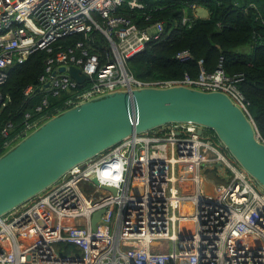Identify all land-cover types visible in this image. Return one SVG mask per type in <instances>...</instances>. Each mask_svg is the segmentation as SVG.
<instances>
[{"label": "built area", "instance_id": "2783aa9c", "mask_svg": "<svg viewBox=\"0 0 264 264\" xmlns=\"http://www.w3.org/2000/svg\"><path fill=\"white\" fill-rule=\"evenodd\" d=\"M125 4L145 8L141 0H0V86L16 65L45 51L44 72L37 86L24 89L27 98L47 82L50 87L40 91L47 95L79 88L68 73H54L74 65L89 76L84 82L89 84L70 107L110 92L181 84L221 91L252 118L251 101L239 86L243 76H229L223 65L214 72L202 68L195 78L155 82L130 73L128 59L163 39L166 24L142 28L121 14ZM187 5L200 16V5ZM93 29L109 41L106 60L91 51L87 40ZM75 33L83 39L60 43ZM176 58L187 62L194 55L185 49ZM5 104L0 90V109ZM48 105L44 97L38 111ZM41 121L27 123L24 135ZM170 125L124 138L1 216L0 264H264V186L215 133L193 122ZM11 128L8 122L3 134ZM103 208L94 229L93 216Z\"/></svg>", "mask_w": 264, "mask_h": 264}, {"label": "water", "instance_id": "95a60500", "mask_svg": "<svg viewBox=\"0 0 264 264\" xmlns=\"http://www.w3.org/2000/svg\"><path fill=\"white\" fill-rule=\"evenodd\" d=\"M83 84L81 68L61 65ZM47 82L36 88L50 87ZM193 122L211 129L229 153L264 186V138L254 119L221 91L185 85L147 86L110 92L50 117L0 156V217L57 182L72 167L124 138L171 123ZM201 133V132H200ZM93 183L99 185L94 178ZM117 192V189L102 186ZM104 208L93 216L96 229Z\"/></svg>", "mask_w": 264, "mask_h": 264}, {"label": "trees", "instance_id": "16d2710c", "mask_svg": "<svg viewBox=\"0 0 264 264\" xmlns=\"http://www.w3.org/2000/svg\"><path fill=\"white\" fill-rule=\"evenodd\" d=\"M144 9H132L123 5L119 11L129 16L140 27L162 21L166 24L163 39L147 43L146 49L127 61L128 70L145 82L174 80L186 74L198 77L202 68L214 72L223 65L229 76H243L239 83L251 101V116L264 138V0H141ZM188 3H197L208 11V16L195 15ZM161 6L162 9L155 10ZM151 15L149 19L147 17ZM186 16L191 20L184 24ZM84 35L75 33L61 40L66 46L73 45ZM91 51L108 58L110 44L106 37L93 29L87 40ZM189 49L194 59L182 62L176 54ZM45 51L32 54L24 63L16 65L9 73L0 90L7 97V104L0 109V156L7 150V144H15L23 138L27 123L44 121L70 107L69 102L89 83L78 89L62 90L58 94L47 95L45 91L27 98L24 89L28 85L37 86L45 69ZM204 59L203 65L199 63ZM44 97L49 105L38 111ZM30 115V116H28ZM8 122L13 128L8 135L2 129ZM206 132L215 133L211 129ZM23 133V134H22Z\"/></svg>", "mask_w": 264, "mask_h": 264}, {"label": "rangeland", "instance_id": "374dc122", "mask_svg": "<svg viewBox=\"0 0 264 264\" xmlns=\"http://www.w3.org/2000/svg\"><path fill=\"white\" fill-rule=\"evenodd\" d=\"M199 14H200L201 16H203V17H206V16H208L209 13H208V11H207L205 8H199ZM35 123H36V122H35ZM35 123H34V124H35ZM36 128H37V127H36ZM36 128H35V129H36ZM33 130H34V129H33ZM33 130H32V131H33ZM204 130H205V128H204ZM21 139H22L21 136L18 137V138L16 139V141H15V144L18 143ZM15 144H13V145L11 146V148L14 147ZM11 148H10V149H11ZM10 149H9V150H10ZM88 189L91 191V193H95L96 195H99L97 192H95V188H94V187H92V186L90 187V186H89Z\"/></svg>", "mask_w": 264, "mask_h": 264}, {"label": "clouds", "instance_id": "9594fccd", "mask_svg": "<svg viewBox=\"0 0 264 264\" xmlns=\"http://www.w3.org/2000/svg\"><path fill=\"white\" fill-rule=\"evenodd\" d=\"M59 73V72H58ZM131 73V72H130ZM133 74V73H132ZM134 75V74H133ZM139 80V79H138ZM142 81V80H141ZM78 89V88H77ZM80 92V91H79ZM78 94V93H77ZM69 108V107H68ZM67 109V108H66ZM159 128V127H157ZM161 128V127H160ZM204 129V128H203ZM164 130H167V129H164ZM205 130H207V128H205ZM12 146V145H11ZM11 148V147H10ZM9 149V148H8Z\"/></svg>", "mask_w": 264, "mask_h": 264}, {"label": "crops", "instance_id": "0c3cea01", "mask_svg": "<svg viewBox=\"0 0 264 264\" xmlns=\"http://www.w3.org/2000/svg\"><path fill=\"white\" fill-rule=\"evenodd\" d=\"M200 15V14H199Z\"/></svg>", "mask_w": 264, "mask_h": 264}]
</instances>
